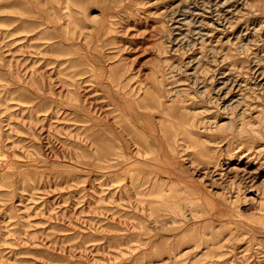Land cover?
Returning <instances> with one entry per match:
<instances>
[{
  "label": "rangeland",
  "instance_id": "rangeland-1",
  "mask_svg": "<svg viewBox=\"0 0 264 264\" xmlns=\"http://www.w3.org/2000/svg\"><path fill=\"white\" fill-rule=\"evenodd\" d=\"M0 264H264V0H0Z\"/></svg>",
  "mask_w": 264,
  "mask_h": 264
}]
</instances>
